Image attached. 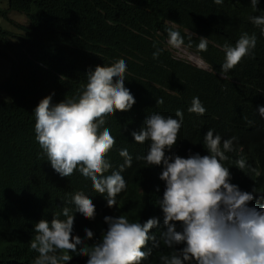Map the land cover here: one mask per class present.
Masks as SVG:
<instances>
[{
    "label": "trees",
    "instance_id": "16d2710c",
    "mask_svg": "<svg viewBox=\"0 0 264 264\" xmlns=\"http://www.w3.org/2000/svg\"><path fill=\"white\" fill-rule=\"evenodd\" d=\"M262 11L264 0L256 10L250 0H223L219 5L214 0H8L1 18L9 21L14 12L26 16L29 25H18L15 35L0 20V57L12 63L9 77L0 81L5 96L0 97V264H32L39 255L29 246L35 223L50 222L54 215L65 219L60 214L64 206L75 215L73 235L83 240L84 228L92 230L93 238L86 241L89 247L106 230V215L143 222L163 213L156 207L155 190L159 181L155 171L162 165L147 167L137 160V155L146 154L149 141L137 143L131 135L154 112L174 117L177 109L183 111L177 142L166 155L186 158L189 150L204 155L206 132L212 129L237 138L232 125L256 153L264 150V118L258 114V106H264V35L249 19ZM166 24L180 32L181 46L198 53L211 71L175 56L167 43ZM245 32L257 37L253 54L221 77L224 45L234 46ZM200 37L207 39L206 51L196 49ZM157 49L161 51L154 59ZM119 60L126 62L124 83L135 104L105 118L104 127L111 130L115 143L106 154L112 167L104 175L124 162L120 149L127 148L133 159L122 173L126 190L119 193L116 205L108 207L105 196L78 171L62 177L52 169L35 140L33 112L50 94L54 93L53 103L78 96L88 71ZM193 97L204 105L202 115L187 110ZM161 98L163 103L157 105ZM223 163L233 179L235 158L227 157ZM75 192L92 200L93 219L75 213L71 203ZM159 231H154L157 236ZM63 252L72 257L70 264H87L89 259L69 250L56 255ZM172 254L173 249L161 243L142 264H161V256Z\"/></svg>",
    "mask_w": 264,
    "mask_h": 264
},
{
    "label": "clouds",
    "instance_id": "9594fccd",
    "mask_svg": "<svg viewBox=\"0 0 264 264\" xmlns=\"http://www.w3.org/2000/svg\"><path fill=\"white\" fill-rule=\"evenodd\" d=\"M214 3L222 4L223 0ZM258 4L259 0H250L254 10ZM249 19L264 35V11ZM165 31L174 52L184 39L167 24ZM256 43V35L245 32L234 46L225 44L220 76L224 77L243 57L252 55ZM196 49L207 50L205 37H200ZM160 51L153 53L154 59ZM190 51L208 69L188 63L211 71V66L198 53ZM126 67L124 60L114 61L110 66L97 65L87 72V82L78 96L53 103L54 93L50 94L40 100L33 112L35 140L52 169L62 177L78 171L91 181L97 193L105 196L108 207L116 205L119 193L126 190L122 173L131 167L133 159L127 148L120 149L124 162L118 170L104 175L112 167L106 154L115 143L111 130L104 127L105 118L117 110L128 111L135 104L124 83ZM162 103V98L157 99V105ZM187 110L202 115L205 107L198 97H193ZM258 114L264 118V106H258ZM183 120L180 109L174 117L154 112L146 117L139 132L131 133L137 143L149 141L146 154L137 155L136 159H142L147 167L162 165L155 171L159 180L155 190L156 207L163 213L143 222L130 221L123 215H106V230L89 247L86 241L93 238L92 230L84 228L83 240L73 235L75 215L72 208L64 206L60 214L65 219L54 215L50 222L41 219L35 223L29 246L39 255L32 264H70L72 257L67 252L56 255L58 250L87 256V264H142L161 243L173 249L171 256L160 257L161 264H264V177L259 176L264 175V151L256 153L232 125L237 143L235 136L227 138L209 129L202 142L204 155L191 150L186 158L174 153L166 155L177 142ZM233 144L243 156L246 155L241 150L245 146L251 158L244 157L245 161L253 167L261 166L262 171L251 169L233 150ZM230 156L236 160L237 174L233 179L229 168L222 163ZM71 203L75 213L86 219L95 217V205L83 192H75ZM156 229H160L159 236L154 232Z\"/></svg>",
    "mask_w": 264,
    "mask_h": 264
},
{
    "label": "rangeland",
    "instance_id": "374dc122",
    "mask_svg": "<svg viewBox=\"0 0 264 264\" xmlns=\"http://www.w3.org/2000/svg\"><path fill=\"white\" fill-rule=\"evenodd\" d=\"M8 9V0H0V10H7ZM9 21L3 20L0 15V20L4 23V26L9 29L11 32H13L15 35L19 34V31L17 29L18 25H29V19L25 16L18 14V13H9ZM175 56L182 60H187L199 67L208 69V65L195 53L191 52L190 50L179 47L174 48ZM11 56H14L12 52H9ZM12 68V63L3 58L0 57V81H3L7 79L10 75ZM0 97L5 98V96L0 92Z\"/></svg>",
    "mask_w": 264,
    "mask_h": 264
},
{
    "label": "bare ground",
    "instance_id": "6f19581e",
    "mask_svg": "<svg viewBox=\"0 0 264 264\" xmlns=\"http://www.w3.org/2000/svg\"><path fill=\"white\" fill-rule=\"evenodd\" d=\"M233 146V150H235L241 157H242V159L244 160V162H246V164H248V166L251 168V169H253V170H258V171H262V168H261V166H258V167H253V165H249V163H247V161H245V158L244 157H248V159H251V158H249L250 156H249V153L247 152V150H246V148H245V146H242L243 147V149H245V150H241L243 153H244V155H246V156H243L242 155V153H240V151H239V149L237 148V146H235V144H233L232 145ZM263 151L264 150H262V151H260L259 153H263ZM253 161V160H252ZM223 163V162H222ZM224 164V163H223ZM259 176L260 177H264V175H260L259 174ZM264 179V178H263ZM161 180V179H160ZM162 181V180H161ZM163 183H164V181H162ZM165 184V183H164ZM251 204H253V202L251 203Z\"/></svg>",
    "mask_w": 264,
    "mask_h": 264
}]
</instances>
